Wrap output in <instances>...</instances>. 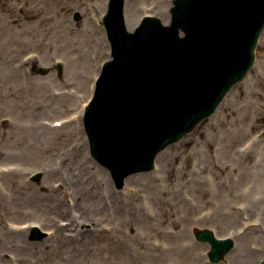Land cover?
Listing matches in <instances>:
<instances>
[{"label": "rangeland", "instance_id": "rangeland-1", "mask_svg": "<svg viewBox=\"0 0 264 264\" xmlns=\"http://www.w3.org/2000/svg\"><path fill=\"white\" fill-rule=\"evenodd\" d=\"M108 2L47 0L43 9V15L48 16L47 21L32 29L33 26H29L23 16L15 13V0H0V169L19 166L27 172L26 176L14 175L10 178L0 175V264H5V254L8 257L13 255V250L7 247L16 239L7 234L4 221L8 220L10 225L44 222L54 215L62 198L64 211L69 214L78 213L92 220L117 219L115 206L109 200L108 204H104L102 197L104 194L107 197L108 193L120 196L125 189H116L110 173L91 157L83 122L84 108L82 133L77 134L73 125H64L60 130L39 127L41 122L68 117L74 106L84 100L87 103L92 97L102 64L110 58V45L103 26ZM171 2L126 0V19L132 16L140 22L145 15H154L166 22ZM76 13L80 14V20L75 19ZM92 16L96 19L95 28ZM68 26L73 28L72 31L68 30ZM100 41L106 50L99 48ZM29 52L34 53L36 58L26 61ZM40 68H49L50 71L42 74ZM259 124L264 126V31L256 47L254 66L245 79L229 91L216 112L165 149H168L167 154L164 160H160L159 172L154 173V169L131 175L145 174L132 183L139 195L148 197V202L154 207L156 220L153 222L160 225H156L152 235L161 236L171 245H178L184 237L176 239L174 236L184 229L191 232V238L202 249L200 261L181 263L171 252L163 255L159 264H212L208 259L210 245L196 239L195 229L212 230L218 237L236 240L235 249L218 264H264V254L252 256L251 253L261 251L263 247L257 244L264 239L263 230L253 229L257 227L252 223L241 225L222 220L190 226L193 213L208 211L205 207L207 198L203 197L205 200L201 202L197 186L202 190H211L213 181L210 177L216 172L213 168L217 164H222L225 170L226 165L241 167L245 159L238 158L237 151L249 143L251 135L257 131L254 127ZM70 131H73L72 135ZM57 136L60 137L57 139ZM31 146L33 148L29 149ZM205 164L209 167L206 171L210 180L208 184L198 183L196 186L190 174L194 169H202ZM36 173L42 174L39 181L33 180ZM154 174L159 176L154 182H150L151 177H145ZM23 182L27 187L20 186ZM242 183L238 182L237 189ZM52 184L68 189L66 200L63 193L51 189ZM89 188L94 189L92 197L85 192ZM149 189L155 193L159 189L167 190L165 196L161 194L164 201L162 208L157 200L150 197ZM188 193L192 203L199 205L189 215L178 205L185 203L184 196ZM232 201L236 202L235 199ZM60 208L63 209L62 206ZM173 220L180 222V228L170 224ZM83 228L89 229L91 224ZM40 229L48 233V228ZM123 230L127 232L128 229ZM28 233L25 238L32 243L46 241L49 236L32 239L31 230ZM2 241L8 242L7 245H3Z\"/></svg>", "mask_w": 264, "mask_h": 264}, {"label": "water", "instance_id": "water-1", "mask_svg": "<svg viewBox=\"0 0 264 264\" xmlns=\"http://www.w3.org/2000/svg\"><path fill=\"white\" fill-rule=\"evenodd\" d=\"M122 3L111 2L115 59L86 116L93 154L117 174L151 164L165 144L214 111L252 65L264 26V0H178L170 27L150 19L130 34L120 24ZM198 238L212 244L215 262L234 245L210 231Z\"/></svg>", "mask_w": 264, "mask_h": 264}, {"label": "bare ground", "instance_id": "bare-ground-1", "mask_svg": "<svg viewBox=\"0 0 264 264\" xmlns=\"http://www.w3.org/2000/svg\"><path fill=\"white\" fill-rule=\"evenodd\" d=\"M54 1L62 2L63 0ZM46 4L47 0H15L13 8L16 14L23 16L25 22L29 26H33L32 29H35L42 26L48 19V16L46 17L43 15V9ZM91 19L95 28L96 19L93 16ZM18 20L19 18H17L16 21L18 22ZM126 20L130 30L135 28L139 22L132 16L128 17ZM9 23L10 22H8V24ZM72 29L73 28L68 26L69 31H72ZM99 46L100 49H107L106 46L103 47L101 41L99 42ZM29 54L31 53L29 52ZM32 56L34 55L32 54ZM68 99L69 98H67V100ZM85 102V100L80 101L79 105L74 106L68 112V118L66 120L60 121V119H58L51 123L41 122L39 127L44 130H60L64 125H73V129L74 131L77 130V134L82 133L81 117ZM254 129H257V131L251 135L249 143H247L244 148L237 151V157H244L245 159L241 167L238 168L234 165H226L227 169L225 170L222 164H217L215 168H213L216 172L211 173L210 177L213 181L211 190H202L197 186L198 183H203V185L208 184L209 178L207 177L206 171L207 168H209L208 164H205L202 169H194V171L191 172V178L196 182L195 185L201 194V202L207 198V206L205 207L208 208V211L202 212V210L199 213L198 210L196 214L193 213L194 217L191 219L190 226H201L202 224L213 221V223H216L226 220L234 221L241 225L252 223L251 225L257 227L253 229L263 230L264 232V126L259 124L255 126ZM69 134L72 135L73 131H70ZM59 137L60 136H57V139ZM30 148H33V146L29 147V149ZM167 150L162 151L158 155L156 172L154 173L159 172L161 167L160 160L162 158L163 160L165 159ZM210 162L213 165L215 164L213 160ZM85 163L86 162H84V164ZM0 175H8L10 178L14 175L26 176L27 172L23 167L14 166L0 169ZM144 175L145 174H140L138 176L128 177L126 179V186L124 187V194L117 196L115 193H108L107 197L106 194L102 197L103 202H105L104 204H108L107 200H109L111 205L115 206L116 221L114 218L111 219V217H109L110 219L108 220L104 218L92 220L84 218L82 215L81 217L73 216L72 213L69 214L68 211H64L65 205L62 203L63 198L62 201L58 203V211L56 210L53 213L54 215L45 219L44 222L31 223L23 227L22 225H10L8 220L4 221L7 234L11 235L10 238L16 239L7 247V249L10 247L13 250V255L9 257L6 254L4 257L2 255L3 258L7 259L3 260V263L159 264L161 257L171 252L176 260L181 263L200 261L202 259V249L201 246L196 244L193 238H191V232L188 233L184 229L177 232L174 238L184 237L182 242L178 245H174L173 243L171 245L164 241L161 236L152 235V230L156 229V225H160L159 222H153L156 220L153 211L154 207L148 202V197L143 198L139 195L138 191L133 187L134 183H132V181L138 179L137 177ZM148 175L145 177H151L150 182H154V179H159L157 174L152 176ZM235 175L236 177H234ZM231 177L234 178L231 181L228 180ZM227 181H229V183H226ZM241 181H243L242 186L237 189L238 182ZM209 185L211 186V181ZM20 186H24L23 188H25L27 184L23 182ZM51 186V189L60 191L61 194L63 193L66 200L65 195L68 193V189L63 187L60 188V186L56 187L53 184ZM49 188L50 187H45V189ZM85 192L91 197L94 195V189L92 190V188L85 189ZM166 192L167 190L165 189H159L158 192L155 193L149 189L150 197H153L155 201L157 200L156 202L157 204H161V208L164 202L162 201L163 196H165ZM136 197H138V199H136ZM38 198L41 197H37L36 199ZM184 198L187 202L185 201V203L183 202L178 205L188 215L191 214L194 209L199 208V205L192 203L190 193L184 196ZM181 199L183 198L181 197ZM232 199H235L236 202H233ZM61 206L63 207L62 210L60 208ZM183 219H185V217ZM88 223L91 224V228L84 229L83 227ZM134 224H137V228L134 227ZM170 224L174 228H180V222L178 220H173ZM35 226L39 228H48L49 236L46 241L32 243L26 240L25 237L29 234V230ZM123 228H127V232L123 230ZM261 241L262 242L257 245L263 248L259 253L251 252L252 256L255 254H261L262 256L264 254V239ZM7 243L6 241H2L3 245H7ZM235 254L237 258V253Z\"/></svg>", "mask_w": 264, "mask_h": 264}]
</instances>
